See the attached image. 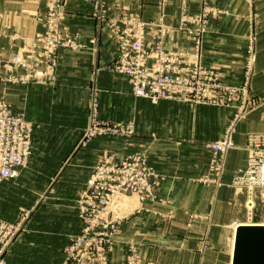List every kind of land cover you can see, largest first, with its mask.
Returning a JSON list of instances; mask_svg holds the SVG:
<instances>
[{
  "label": "crops",
  "instance_id": "0c3cea01",
  "mask_svg": "<svg viewBox=\"0 0 264 264\" xmlns=\"http://www.w3.org/2000/svg\"><path fill=\"white\" fill-rule=\"evenodd\" d=\"M50 1L0 0V49L8 53L21 49L41 32ZM130 1L140 7L144 20L158 19L163 13L165 22L172 25L178 22L183 1L192 12H197L201 6V0H168L163 11L159 0ZM214 1L228 7L231 15L213 22L207 36L204 62L221 71L227 82L238 84L243 81L241 68L245 54L240 36L247 28L244 19H247L248 3L245 0ZM254 2L260 46H257V69L251 88L254 94L264 98V0ZM64 10L66 29L85 46L61 50L56 81L53 84H0V96L16 109L25 111L35 123L34 151L24 173L53 179L52 190L64 197L68 192L74 203L86 185L92 166L105 150L115 151L120 157L131 152L145 153L150 163L165 174L166 179L157 192L169 201L164 205L149 200L141 204L135 199L137 204L134 208L131 206L116 235L109 255L110 264H125L129 244L137 246L141 264H232L234 230L231 225L235 220L238 224L242 220L246 199L245 194L235 191L232 180L236 170L247 163V133L264 130V106L248 112L238 123L234 134L237 147L227 154L220 184L207 185L197 180L207 171L210 151L205 143L223 135L234 109L193 106L172 100L154 104L135 96L123 76L101 69L97 74L101 116L112 120L131 119L136 131L129 139L96 138L89 146L77 150L76 144L89 122L93 72L115 58L116 45L107 36L100 35V21L93 15L89 2L69 0ZM237 14L242 17L237 19ZM91 38H97V43L91 44ZM168 43L175 47L191 44L179 33L172 34ZM19 179L0 182V220H14L22 206L12 198L11 183ZM45 193L41 191L36 203L31 205L35 208L33 223L50 228L39 234L41 240L58 242L61 223L66 227L63 239L81 232L75 205L45 202L49 197ZM191 213L196 216L188 226Z\"/></svg>",
  "mask_w": 264,
  "mask_h": 264
},
{
  "label": "built area",
  "instance_id": "2783aa9c",
  "mask_svg": "<svg viewBox=\"0 0 264 264\" xmlns=\"http://www.w3.org/2000/svg\"><path fill=\"white\" fill-rule=\"evenodd\" d=\"M67 1L69 0L50 1L44 17V29L35 35L24 50L8 53L0 49V84H52L57 79L60 51L85 46L65 27L64 7ZM85 1L92 4L94 16L117 43L118 55L112 70L129 78L137 96L148 98L155 104L162 99L196 100L201 103L204 86L211 84L214 92L221 87L205 77L201 66L202 46L197 47L198 53L188 59L166 54L160 45L155 46V52L149 53L145 38L150 24L140 20L128 4L123 0ZM196 24H199L197 15L182 11L179 24L181 30L196 36L199 30L192 27ZM90 41L96 43L95 38ZM159 56L168 63L153 65L148 62L149 57ZM97 92L90 107V120L76 144L77 150L88 146L100 136H130L133 133L132 124L124 126L99 117ZM2 98L1 96L0 180L16 177L20 168L27 164L32 152L33 131L32 122H28L23 113L15 112ZM218 101L220 98L215 103ZM208 146L214 154L212 167H217V170L206 179L218 185L221 176V172H218V155L235 147V142L228 135ZM246 148V166L236 172L233 185L238 192H246V205L249 202L254 204L250 217L253 220L255 196L259 195L264 203V131L249 134ZM165 179L166 176L149 162L145 153L132 152L120 157L115 152H105L93 166L85 187L78 194L76 211L82 229L71 236L73 244L66 251L62 264H109V254L115 246L116 235L131 210L126 199L134 196L141 204L147 200L167 204L169 200L157 192ZM14 227L11 222H2L0 240L4 241L9 234H13L10 236L13 239ZM3 250L4 248L0 252ZM139 258L135 245L129 244L126 263L140 264ZM0 264H6L1 257Z\"/></svg>",
  "mask_w": 264,
  "mask_h": 264
},
{
  "label": "rangeland",
  "instance_id": "374dc122",
  "mask_svg": "<svg viewBox=\"0 0 264 264\" xmlns=\"http://www.w3.org/2000/svg\"><path fill=\"white\" fill-rule=\"evenodd\" d=\"M159 1L161 3L160 4L161 8L163 9V11H165V7H166L165 5L167 4L168 0H159ZM245 1L248 3V11H247V13H245L246 14L245 17L247 19H244V20H247V28H246V32L243 34V36H240V38H241L240 39V41H241L240 46L243 47V53L245 54L244 64L241 68L242 75H243V81L241 83H238V84H231L230 82H227L224 79L221 71H219L215 68L208 67L204 62L207 36L210 33L212 24L214 21L219 20L223 16L231 15V11L227 9L228 7L222 6L219 3H216L217 1L213 2V0H201L200 10H198L197 12H192L188 8V3L186 1H183L182 6H181V10H180V14H179L178 22H177V24L172 25V24H168L165 22V20L163 18L164 17L163 13L158 19L144 20L141 17V10H140L139 6H136V7L133 6V3L130 0H123V2L128 4V6H130V9L132 11H134L139 16L140 20L148 22L150 24L148 31L146 33V38H145V43H146V46H148L149 53L155 52V49H156L155 46L160 45V46H162L164 53L177 55V56H179L180 59H188V58H191L193 55H196L198 53V50H196L197 47L202 46V48H201V66H202V69L205 71V77L207 80H210L214 83L221 85L220 88L218 87L215 89L216 92L213 91L214 88L212 87L211 84L204 86V88H203L204 90L202 91V96L200 98L201 103L197 102L196 100H191V101H179L176 99H162V100H172V101H176V102L187 103V104H190L193 106L210 105V106H217V107H221V108H233L234 109L233 115L231 116V118H230V120H229V122L225 128L223 135L217 140H213V141H209V142L205 143L206 147L210 151L209 158H208L207 171L201 177L197 178V180L199 182H201L203 184H207V185H212L213 183H210L209 180L206 179V177L213 176V173H215V171L217 170V167H212V158L214 157V154H213V151L211 150V148L208 146V144L211 142L220 141V140L224 139L226 136L231 135V137L233 138V140L235 142V147H233V148H236L237 143L235 141L234 134L236 133V128H237L238 123L241 122L242 120H244V118L247 116L248 112H250L256 108H259L260 106H264V98H261L260 96H257L256 94H254L252 92V88H251V79H252V76H254L256 74V69H257L256 68L257 60H258L257 46H260L259 25H258V18H257L258 17V11L255 10L254 0H245ZM87 2H89V1H87ZM90 5L92 7V12H93V6L91 3H90ZM184 10L191 15H197L199 17V24L192 26V27L196 28L197 30H199L198 35L194 36V35L189 34V33L185 32L179 28V24H180V20H181V13ZM93 15H94V12H93ZM241 17L242 16H239L238 14L236 15L237 19H239ZM100 31L102 33V34L100 33V35L107 36L110 40H112L115 43V45H116V56L106 66H104L103 68H97L93 72L94 75H93V79L91 81V86H90V96L91 97H90V102L88 105L89 120H90V116H91L90 107L93 104L95 92L98 91L97 93H98L99 105H98L97 112H98L99 117L103 120H109L111 122L119 123V124H122L124 126H128V125L132 124L134 126V130L130 136L119 134V135L100 136L97 138H115V137H118V138L129 139L130 137L133 136V134L136 131V124L133 120H131V119H129L127 121L112 120L110 118H104L103 116H101V113H100V100H101L100 91H101V89H100V86L98 85L97 74L99 73V71L101 69H107L108 71H110L114 74L123 76L124 78H126L128 80V82L131 86V89H132V85L130 83V80L126 75L117 73V72L112 70L114 63L116 61L117 55H118V46H117L115 39L109 35L107 30L103 29L101 22H100ZM174 33H179V34L183 35L184 37L188 38L191 42L190 47L170 46L168 43V40L171 38L172 34H174ZM35 35L29 40V42L25 43L23 48L17 49V50H12L11 53L15 52V51L24 50L26 48V46L31 42V40L35 37ZM95 39H96V43H97V38H95ZM90 43H91V41H90ZM96 43H91V44H96ZM60 53H61V51H60ZM59 62H60V59H59ZM148 62L150 64H153V65L157 64L159 62L164 64V65L168 63L167 61H164L160 56L159 57H149ZM29 84H32V83H29ZM132 92H133V89H132ZM133 94L135 96H137L134 92H133ZM217 95L219 97H217ZM1 96L3 97V95H1ZM1 96H0V99H1ZM137 97H141V96H137ZM141 98H145V97H141ZM217 98H220V101H218V103H215V100ZM145 99H148V98H145ZM4 100H6L11 105V107L13 108V110L15 112L23 113V116L28 120V122H32L33 131H32V152H31V155L28 159L27 164L20 168L19 174L16 177L0 180V182H2L5 180H16V179L20 178L19 181L12 182L11 187H12V192H13V196H12L13 202H21L22 203V206H20L18 211H17L16 218L13 217L14 220H0V227H1L2 222H4V221L11 222L12 224L15 225V227L12 229L15 231V235L13 236V239H10V236L13 234H9L6 236L4 241L0 240V250L2 248H4L3 252H0L2 254L0 257L6 262V264H9L8 263L9 260L7 258H9L11 260L10 262L12 264H21V262H25L27 264H58V263L62 264V262L64 261V259L66 257V251L73 244L71 242V236L73 234H77V233L70 234L69 237H67V239H63V236L66 233L65 232L66 227H63V225L65 223H63V224L61 223L60 228L58 230L59 235H60L58 242L51 243V242H45V241L41 240L40 235H42V233L50 231V228L49 227H42L41 228V226L33 223L35 221V218L32 217V214H33V211L35 210V208L31 207V205L36 203V201L39 198V193L41 191H46L45 194L48 193L47 195L49 197L45 202H49V203L67 202L70 205L74 204L75 207L77 205L78 196L76 198V201L74 203H72L71 198H70V194L68 192H66L67 193L66 197H64L61 194H59L60 192H57V191L54 192L52 190V185H50V184L53 181V179L39 178V176H36L34 173H30V172L24 173V170L26 168H28V166L30 165L31 157H32L33 151H34L35 123L27 117L25 111L16 109L13 106V104L10 101H8L6 98H4ZM149 101L151 102V100H149ZM231 127H232V130L230 129ZM254 132H262V131L248 132L246 135L245 148L247 145V139H248L249 134L254 133ZM82 148H85V147H82ZM82 148H79V149H82ZM233 148H230L226 153H224L221 156L218 155V160H219V164H220V167H218V172H221V176L225 170L227 154ZM107 151L109 152L111 150H105L100 155L99 159ZM246 151H247V148H246ZM111 152H115V151H111ZM99 159H98V161H99ZM93 166H92V168H93ZM92 168H91V170H92ZM240 168H242V167H240ZM239 169H237L236 172ZM236 172H235V174H236ZM221 176H220V179H221ZM233 179H234V176H233ZM213 185H217V184H213ZM232 186L234 187V189L237 193L245 194L246 199H245V205H244V211H243V218L239 224H241V222L245 223L249 219V212H248V208L246 205V201H247L246 192H238L237 188L233 185V180H232ZM133 197L134 196L126 199L128 201V207L132 206V208H134L135 205L137 204V201H136L137 197H134V200H133ZM61 198H62V200H61ZM255 200H256V207H255L254 212H253V215H254L253 220L255 221V223H257V222L264 223V203L261 202L259 195L257 197L255 196ZM129 208H131V207H129ZM26 212H27V215H26ZM171 213L173 215L174 211ZM195 216H196V214H193V213L189 214L188 220H187L188 226L192 225L193 219L195 218ZM71 223H72V221L70 220V224ZM236 224H237V220L233 221V223L231 225L232 231L234 230V226ZM74 228L78 229L77 226H74ZM2 234H4V232H2ZM233 234H234V231H233ZM16 236H17V238L15 239ZM135 247L137 248L136 245H135ZM128 248H129V246H128ZM137 251L139 253L138 248H137ZM127 254H128V250H127ZM139 256H140V253H139ZM140 260H141V257L138 259L139 263L141 262ZM109 264H110V260H109ZM125 264H127L126 261H125Z\"/></svg>",
  "mask_w": 264,
  "mask_h": 264
},
{
  "label": "water",
  "instance_id": "95a60500",
  "mask_svg": "<svg viewBox=\"0 0 264 264\" xmlns=\"http://www.w3.org/2000/svg\"><path fill=\"white\" fill-rule=\"evenodd\" d=\"M232 264H264V224L241 223L235 231Z\"/></svg>",
  "mask_w": 264,
  "mask_h": 264
},
{
  "label": "bare ground",
  "instance_id": "6f19581e",
  "mask_svg": "<svg viewBox=\"0 0 264 264\" xmlns=\"http://www.w3.org/2000/svg\"><path fill=\"white\" fill-rule=\"evenodd\" d=\"M247 206H248V210H249V219L246 222L245 221L244 222L245 223H248V224H254L255 221L250 219V217H251V210L253 209L254 204H252L251 202H249V203H247ZM237 227H238V223L234 226V236H233V240H232L233 243H234L235 231H236V228Z\"/></svg>",
  "mask_w": 264,
  "mask_h": 264
}]
</instances>
